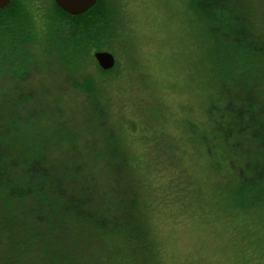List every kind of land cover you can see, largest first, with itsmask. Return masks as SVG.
<instances>
[{
	"label": "trees",
	"instance_id": "16d2710c",
	"mask_svg": "<svg viewBox=\"0 0 264 264\" xmlns=\"http://www.w3.org/2000/svg\"><path fill=\"white\" fill-rule=\"evenodd\" d=\"M119 1L97 0L77 15L53 0L0 9V264H161L152 227L162 209L210 226L206 235L224 248L219 264H264V0L176 3L191 45L174 56L194 57L182 63L203 94V127L186 123L185 138L206 180L188 176L182 161L198 160L160 120L136 126L113 110L108 83L123 65L103 70L92 52H127L130 20ZM166 15L165 31L174 22ZM12 43L20 51H5ZM48 67L63 79L62 97L85 91L92 103L74 116L58 94L24 106L33 94H16L22 73ZM165 156L172 175L162 179L152 169Z\"/></svg>",
	"mask_w": 264,
	"mask_h": 264
},
{
	"label": "rangeland",
	"instance_id": "374dc122",
	"mask_svg": "<svg viewBox=\"0 0 264 264\" xmlns=\"http://www.w3.org/2000/svg\"><path fill=\"white\" fill-rule=\"evenodd\" d=\"M177 1H119L120 11L122 14H126L125 16L129 18L128 21L130 20L129 36L131 41L129 40L126 53L116 54L108 51L115 57L114 65L119 67V61L122 63L120 65H123L122 68L119 67L120 78L108 83L110 86L108 91L115 102L112 104L113 110H116L118 115H122L123 111L128 113L135 120L136 126L141 125V127L160 120L164 130L173 136H178L177 142L181 143L182 153L189 155L192 160H198L191 166L182 161L183 166H188L185 168L186 173L192 178L206 180L200 157L194 153L190 140L185 138L191 133L188 132L189 130L187 131L186 123H189L190 126L191 120L196 123L195 127L193 126L195 130H197L196 128L200 130V127H203L202 106L196 101V99H202L203 94L196 80L191 78L192 68L189 69V66L184 64L192 62L194 57L185 55L182 57V62H184L182 63L179 58L174 56L179 55L180 52H176L175 48L185 47L189 51L188 45H191L188 41L184 42L182 36L180 37V32L183 30L178 28L179 23L176 21L179 9L176 7ZM162 11L171 21H174L170 26L168 25L167 31L160 27ZM32 18L38 19L35 13H32ZM17 47L18 43H12L5 47V51L11 53ZM21 48L19 46L18 51ZM94 52L95 50L92 53ZM11 57L13 58V55ZM26 58L23 59L26 60ZM130 58H132V64L127 61ZM118 59L119 61H117ZM84 71L91 72L92 70L86 68ZM24 72L21 78L24 80L23 82L21 80V86L16 94L22 95L28 92L33 94L32 99L23 104L24 106L28 105V108L35 106L34 104L41 94L46 96L58 94L57 97H61L62 104L65 105V108L68 107L67 111L73 116L75 115L73 112H76L78 107L84 109L86 105L92 103L89 94L85 91V95L81 98L62 97V91L58 86L62 77L57 70H51L48 67L45 70L38 69V72L35 73L33 68H29ZM40 79L42 80L40 81ZM115 94L117 95L115 96ZM119 107H122L120 111H118ZM160 107L163 108L162 118L159 116ZM85 113L83 112V114ZM127 117H124L123 122H128ZM93 122L92 119L90 123ZM97 122L94 123L95 129L101 130L102 124H97ZM165 158L168 162L164 166L162 164L158 170L156 168L158 166L152 169L153 172L159 174L157 177L162 179H167L172 175L170 158L169 156H165ZM196 223L194 219H184L163 209L155 215L152 229L156 244L158 247L160 246L164 256L161 264H219L216 259H223L221 251L224 248L217 246L219 240L212 239L211 241L208 234L206 235L209 233L210 226H203L200 223L197 225Z\"/></svg>",
	"mask_w": 264,
	"mask_h": 264
},
{
	"label": "water",
	"instance_id": "95a60500",
	"mask_svg": "<svg viewBox=\"0 0 264 264\" xmlns=\"http://www.w3.org/2000/svg\"><path fill=\"white\" fill-rule=\"evenodd\" d=\"M10 0H0V9L6 7ZM64 12L70 15L82 14L90 9L97 0H53ZM93 58L97 65L103 69H111L115 64V57L108 51H95Z\"/></svg>",
	"mask_w": 264,
	"mask_h": 264
}]
</instances>
